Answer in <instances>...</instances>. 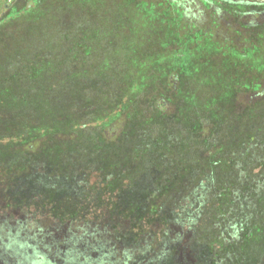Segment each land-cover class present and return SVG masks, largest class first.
I'll return each mask as SVG.
<instances>
[{"label": "rangeland", "instance_id": "rangeland-1", "mask_svg": "<svg viewBox=\"0 0 264 264\" xmlns=\"http://www.w3.org/2000/svg\"><path fill=\"white\" fill-rule=\"evenodd\" d=\"M113 1L123 6H115ZM113 1L0 0V131L26 124L23 134L13 131L16 134L6 140L0 134V152L7 154L11 148L13 152L5 158L18 166H2L1 176L7 167L31 168L29 163L39 152L47 159L45 167L57 165L52 170L64 183L72 181L77 166L82 170L88 161L116 159L125 150L129 153L122 164L138 154L144 165L148 151L169 157L173 152L175 162L169 160V166L176 173L182 168L195 171L197 166L205 171L215 162L227 171V165L239 156L238 162H242L247 155H243L242 145L248 143L242 139L252 138L258 127L248 130L254 123L264 122V114L255 111L264 99V90L259 92L264 87V39L240 53L229 43L220 47L207 40L185 46L169 36L171 22L161 11H136L130 7L131 0ZM212 36L215 42L224 40L221 34ZM35 53L51 60H32ZM168 89L174 91L167 100L164 92ZM71 93H78L80 100L69 98ZM160 101L167 103L160 107L162 112L156 108ZM168 138L172 141L167 145L164 140L168 142ZM160 140L157 149L149 147ZM212 141L215 153L196 161ZM102 143L110 149L107 155L99 149ZM231 148L233 156L218 158ZM187 155H192L188 163L180 161ZM23 157H28L26 162ZM260 171L247 179L249 183L254 179L260 189L256 194L248 189L246 199L241 197L244 207L253 204L255 215L250 224L241 225L238 243L240 250L252 244V264H264V175ZM241 172L247 177L245 167ZM224 183L220 187H226ZM247 183L237 185L238 189L243 190ZM196 195L202 201L203 189L196 190ZM211 197L216 200L215 195ZM20 203L25 207H6L0 197V253L4 260L0 264H124L144 255L146 261L134 263L160 264L172 253L174 264H193L189 253H183L192 232H186L180 219L164 232L162 227L150 228L133 248L114 247L110 252L109 231L97 221L59 223L29 209L28 194ZM197 214L196 210L193 217ZM206 217L211 222L212 215ZM202 222L204 225L206 220ZM152 233L161 236L155 241ZM206 242L209 249L212 240ZM65 245L71 255L56 258ZM204 252L200 248V254ZM84 253H91L87 256L92 259Z\"/></svg>", "mask_w": 264, "mask_h": 264}, {"label": "trees", "instance_id": "trees-1", "mask_svg": "<svg viewBox=\"0 0 264 264\" xmlns=\"http://www.w3.org/2000/svg\"><path fill=\"white\" fill-rule=\"evenodd\" d=\"M48 1L50 0H45V3ZM113 2L115 6H123V4ZM41 4L39 2L37 8ZM130 7L136 11H161L164 19L170 20L171 22L172 31L168 33L170 34L169 36L171 38L173 36L185 46L195 45L198 41L207 40L220 47L230 44L232 48L240 53L243 49L250 48L252 44L257 43L259 39H264L263 28H260V35H258L261 37H256L255 35L257 34H249L246 37H241V34L234 33V30L230 28L229 31H218V34H221V38L224 40L215 42L213 41V36L209 34L208 28H202L204 31L196 32L188 23L182 11L163 0H131ZM164 19L162 22H164ZM15 28H17V25ZM243 44L245 46H242ZM33 58L39 61L51 60L50 57H43L38 53L31 55L32 60ZM41 71L46 72L45 70ZM41 74V76L45 75L44 73ZM171 80L173 82L175 81L174 74H171ZM263 90L264 87L258 91L262 92ZM173 91L168 89L167 92H164V98L168 100ZM77 96L78 93H71L69 98L80 100V97ZM159 104V106L156 105V108L160 111V107L167 103L160 101ZM260 105H257L258 107H256L255 111L258 114H264V99ZM102 106L105 107L104 105ZM98 108L100 111L99 106ZM256 120L257 118L255 117L254 121ZM98 127H101V125ZM25 128L26 124L22 123L14 130L13 127H6L4 131H0V134L6 140L10 134H23ZM253 128H256V130L252 138L242 139L243 143H248L247 145H242L244 149L243 155H247L242 156V162H238L241 156L237 157L235 163L227 165V171H223L224 169H221L222 167L219 166L221 164L216 165L215 162L213 168H206L205 171L202 168H197V166L194 168L195 171L182 168L180 173L172 172L173 165L169 166V160H171V164L175 162L173 158L175 154L172 152L169 157L160 151H148L144 165L141 164L142 157H139L138 154L133 158H128L125 164H122L123 156L126 155L125 157H127L129 153V150H125L116 159L102 158L97 163H93L92 161L85 162L82 166L83 171L77 166L78 171H71L73 172L72 181L64 183L63 179L58 178L60 175H57V172L52 170L57 165L54 167H45L47 159H45L43 154H40L41 152L38 155L34 153L36 155L34 156L35 160L29 163V166L25 165L28 168L31 166V168L19 169L16 168L18 167L16 166L17 162L15 163V161L5 158V155L13 152L9 148L7 154L0 152L2 156V159H0V169L6 164H15L16 167H7L6 170L4 169L3 176H1L0 172V197L6 203V207L16 208V206L23 205L20 203L22 196L28 194L31 200L29 209L32 208L39 214L49 215L59 223L67 221L85 222V220L86 222L97 221L96 223H100V228L103 229L106 227L109 231L108 237L106 238L110 246L109 251L114 250V247L118 250H122L121 248L123 246L133 248L138 244V239L148 232L150 228L154 226L162 227L161 230L164 232V229L174 225V220L180 219L182 225L187 226L186 232H192L188 240L189 244L184 246L183 251L185 252H182L184 254L189 253L188 259L193 261V264H243L245 261H250L249 252L253 247L251 244L248 245L249 247H244L240 250L241 245H238L241 239L239 237V231L241 230L240 227L242 224L246 225L250 224V220L254 221L255 215L253 204L248 203V206L244 207L245 202H241V197L243 196L246 199L248 189H250L252 194H256L260 189L259 187H255L254 179L250 180V183L247 180L253 173L262 170L260 172L264 175V156H259L260 153L264 155V122L261 121L257 125L254 123V126L252 125V128L248 131H251ZM164 141L168 145L171 143L172 138H168V142L166 140ZM162 142L163 140H160L159 144L154 143V147H149L151 149H157ZM208 144H212L210 149ZM208 144L207 150L202 152L199 159L196 158V161L201 158L206 159L212 153H215L213 152L215 151L213 141ZM141 146L139 145V148ZM99 147V149H102L101 152L106 153V155L110 151V149L107 150V144L102 143ZM258 148L261 152H259ZM180 154L182 153L180 152ZM231 156H233L232 148L224 155L218 154V158L222 159ZM258 156L259 159H257ZM175 157L179 159L181 156ZM191 157L192 155H187L184 160L181 159L180 161L188 163ZM27 158L23 157L22 161L26 162ZM257 163L260 166L258 170L255 166ZM39 166H41L40 169ZM139 166H144L145 168L142 169L143 167L141 168ZM44 167L45 169H43ZM244 167L247 177L245 174L243 176L241 172V169H244ZM49 173H51V176H49ZM63 173L68 175L69 171L63 170ZM48 176L49 178H47ZM79 176L82 177L79 179ZM193 177L195 178L194 183L190 180ZM229 178L233 179L228 180ZM91 180H93V183L90 182ZM222 181L226 182L224 183L226 187H220L223 185ZM243 182H248V185L247 187H243V190L240 189V191L237 185L239 186ZM200 188L203 189L204 197L199 202L197 201L196 190H200ZM224 191H226V195L223 193ZM212 194L215 195L216 200L211 199ZM195 203H197L196 208H194ZM196 210L199 215L197 214L196 217H193ZM178 212L179 214L182 213L183 217L179 218ZM207 215L210 218L212 215L211 222H208ZM203 220H206V222L204 225H201ZM119 228L122 229L119 230ZM149 233L151 232L149 231ZM152 235L155 241H157L155 237L161 236L159 233H152ZM209 239L212 240L213 244L211 243L208 249L206 241ZM63 242L62 244H65L66 240ZM104 246L107 248L106 245ZM200 248H204V254H200ZM68 252V248L65 245L63 249L59 250L56 258L65 259L71 255ZM151 253H153V250L148 251L149 256ZM87 254L91 255V253ZM87 254L84 253L86 256ZM140 258L134 259L132 257L125 261L124 264H136L134 263L135 261L147 260L146 255L142 259ZM3 261V254L0 253V263ZM250 263L252 264L251 261ZM160 264H174L173 253L171 257H166L164 261L162 259Z\"/></svg>", "mask_w": 264, "mask_h": 264}, {"label": "flooded vegetation", "instance_id": "flooded-vegetation-1", "mask_svg": "<svg viewBox=\"0 0 264 264\" xmlns=\"http://www.w3.org/2000/svg\"><path fill=\"white\" fill-rule=\"evenodd\" d=\"M163 1L182 11L196 32H202L204 31L202 28H208L209 34L215 35L224 27L227 31L230 28L233 29L234 31H232L238 35L241 34V37H246L249 34H257L256 37H261L258 36L260 28L264 29L263 0ZM221 21L224 22V25Z\"/></svg>", "mask_w": 264, "mask_h": 264}, {"label": "built area", "instance_id": "built-area-1", "mask_svg": "<svg viewBox=\"0 0 264 264\" xmlns=\"http://www.w3.org/2000/svg\"><path fill=\"white\" fill-rule=\"evenodd\" d=\"M264 1V0H263Z\"/></svg>", "mask_w": 264, "mask_h": 264}]
</instances>
